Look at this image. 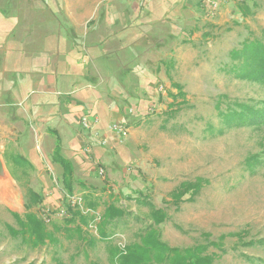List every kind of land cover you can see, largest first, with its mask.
I'll return each mask as SVG.
<instances>
[{
  "label": "rangeland",
  "instance_id": "374dc122",
  "mask_svg": "<svg viewBox=\"0 0 264 264\" xmlns=\"http://www.w3.org/2000/svg\"><path fill=\"white\" fill-rule=\"evenodd\" d=\"M93 1L86 0L84 12ZM123 1L128 0L111 2ZM64 2L0 0V123L8 125L16 116L21 120L19 126L25 125L18 141L10 140L11 133L0 130V153L5 158L0 157L6 159L17 179L15 182L11 178L4 162L9 181L0 182V264H56L57 260L65 264H114L109 260V243L123 248L138 241L153 222V207L167 213V219L157 228L168 245H209L205 253L217 255L213 264H264V162L254 171L245 162L250 155L264 151V127H233L214 135L207 130L209 125L215 129L222 125L218 99L223 102L221 108L235 101L253 104L264 100L263 85L227 71L234 62L230 52L245 38H264V0H227L216 7L211 0H202L204 5H196L193 13H173L172 19L184 29L175 30L177 36L168 40L164 34L169 30L157 27L162 33L155 40L169 46L163 50L164 46L158 45L152 53H146L152 58L151 66L139 71L138 84L134 85L118 84L122 75L132 74L133 69L126 73L98 70L87 54L86 46L91 43L88 33L100 27L110 1L94 7L100 16L94 23L78 26L61 8ZM242 6L251 12L245 16ZM73 39L76 50L71 48ZM38 44L60 50L59 67L53 70L60 81L59 95L54 94L52 100L61 98L63 102L61 108L47 109L53 110L55 121L61 120V112L66 119L63 126L69 132L62 134L61 155L84 164L82 170L76 169L71 192L63 184L61 170H55L59 165L51 158L56 135L41 138L27 123V113L44 97L33 72L41 75L45 70H33L35 62L26 55ZM107 72H114L115 77L104 82L101 74L108 76ZM174 83L182 86L184 96L177 94ZM106 91L112 97L109 102ZM119 92L123 97L118 99ZM174 99L185 102L171 108ZM113 112H120L122 120ZM95 114L99 124L85 128L82 118ZM114 123L124 124L127 134L114 135L110 129ZM98 156L102 162L96 165ZM261 156L264 159V154ZM92 169L98 174L85 181ZM104 177L115 186L113 194L127 210L108 226V240L99 229L106 206L103 200L109 199V193L103 190L107 188ZM197 177L208 181L194 200H185L176 209L171 191L180 182ZM28 188L42 198L30 209L24 203ZM86 189L103 193L88 195L102 205L92 209L83 199V208H71L92 218L83 226L80 219L78 225L68 224L72 213L66 206L73 198L84 196ZM12 199L16 206L10 208L6 202ZM28 213L43 220L47 234L43 243L35 242V234L26 231L28 227L22 229L20 219L30 227ZM97 215L100 217L96 220ZM92 223L95 225L90 226ZM240 230L245 231L242 239L229 234ZM249 240L255 243H244Z\"/></svg>",
  "mask_w": 264,
  "mask_h": 264
},
{
  "label": "crops",
  "instance_id": "0c3cea01",
  "mask_svg": "<svg viewBox=\"0 0 264 264\" xmlns=\"http://www.w3.org/2000/svg\"><path fill=\"white\" fill-rule=\"evenodd\" d=\"M64 1L65 2L62 3L63 6L61 8L64 9V13L67 14L68 19L77 26L82 25L88 21L89 25L91 23H94L95 19H98V17L100 18V16H98V13H95L94 7L104 1H110V8L106 11V14L101 17L102 20L100 21V27L95 28L92 32L88 33L90 35L91 43L89 47H86L90 62L95 65L98 70H124V72L126 73L128 72L126 70L133 69L132 74H129L128 72L127 75H122L121 80L118 81L119 85H122L124 82H129L133 85L136 83L138 84L137 77L139 78L140 76L139 71H144V69H147L151 66L152 58L145 56L146 53H152L154 51L153 49L158 45L161 47L164 46V48H162L163 50L169 46L168 42L163 45L161 44V42L159 43L155 40V37L162 33V30H159V28H157L158 26L161 25L165 29L169 30V33L164 34V36L166 35L168 40L170 38L174 39L177 36L174 31L177 29H184V26L179 24V21L177 19H172V14H178L181 12L193 13L195 11L196 5H204V2H201L202 0H128L126 2H120L119 4L118 2L112 4V0H94L91 7H89L87 11L84 12V3L86 2V0ZM64 13H61L62 17L64 16ZM57 19L59 20V17H57ZM75 40L76 39L72 40L71 48L76 50L77 43ZM34 46L35 47H30V51L26 52V55H28L29 60H33L35 62L33 70H45L41 75L33 72L36 77L34 82L40 86L41 94H43L44 97L38 99L37 103L33 105V110L27 113L28 122L27 120L25 122L23 119L22 120L24 124L26 122L29 123L30 128H33L34 130L39 132L41 138L42 135L48 136L49 134L53 133L56 135L57 144L54 148H52V151L50 153L52 161L60 166L59 167L56 165L55 170L57 172L61 170L60 174L62 178L64 167L62 163L57 159V156H59L60 154L62 158H65L70 162L73 170L74 181V174H76V169L79 168L82 170L84 164L81 161H76L70 157L68 158L64 156V154L61 155V149L64 148L62 146V142L64 139L62 134H66L69 131H67V129H65L66 127L63 126V121L66 120L65 118H63V112H61L60 115L61 120L55 121V114L52 110L53 108H56L57 105L61 108L63 102L61 98H59L58 102H54L52 100V98H55L53 97L55 96L54 94L59 95V91H57V89L59 88L58 86L60 85V81L57 77H54L53 70H56L59 67L58 61H60V50L58 47L56 50L55 46H51L50 48L44 47L43 45L42 47H39L40 44ZM146 47L147 50L145 49ZM159 51L161 50L159 49L158 52ZM68 67L71 68L70 65H68ZM107 74L108 76L104 73L101 74L104 82H109L111 77H115L114 72H107ZM106 93L109 94L108 91H106ZM119 94L121 96H119L118 99L123 97L121 92H119ZM110 96L111 95L109 94V96L107 97V102L111 101L112 97ZM136 96L137 94L133 96L132 100H134ZM47 106L52 107V109H47ZM44 109L47 111H45ZM113 115L115 116V118H119L120 120H122L123 115L120 112H113ZM95 118L98 119L97 122H93ZM90 120L92 121V124L94 126L99 124L100 122V118L97 114H95V116L93 117H90ZM20 123L21 120L14 116L10 121V124H5L2 126L0 123V130H2V132L4 133L6 131L11 133L12 137L10 136V140L14 139L15 141H18L25 130V125L23 127L19 126ZM59 127L64 128L62 130ZM87 140L90 141V136L89 138L87 137ZM0 156L2 157L1 153ZM4 162L6 165V159L4 160ZM101 162L102 159H100V157L98 156L95 160V164L98 165ZM6 168L8 169L7 165ZM97 174V171L95 169H92L89 171V178L85 177L84 179L85 181L86 179L92 180L93 177H95ZM10 176L15 182L17 181V179H15L11 173ZM106 179L107 178H105L106 183H103V185L104 187L106 185L107 188H102L103 190L105 189L107 193H109L108 197L112 200L110 201L108 199L109 201L107 200V202L104 199L103 201L105 203L103 205L105 206L106 204L107 206L112 203L117 206L123 207L117 201L118 196L113 194L116 193L115 186ZM74 185L75 184L73 183V186ZM93 191H95V189L89 192L86 189L83 191V193L90 196L91 194H93L95 197L103 194ZM115 198L116 201H114ZM120 202L122 203L123 201ZM6 203L10 208L16 206V202H14L13 199ZM102 203L103 202H100L99 206H101Z\"/></svg>",
  "mask_w": 264,
  "mask_h": 264
},
{
  "label": "trees",
  "instance_id": "16d2710c",
  "mask_svg": "<svg viewBox=\"0 0 264 264\" xmlns=\"http://www.w3.org/2000/svg\"><path fill=\"white\" fill-rule=\"evenodd\" d=\"M242 7L241 9L243 10L245 16L251 12V10H249L246 6ZM230 56L234 62L227 71L231 72L237 78L264 86V38L257 36L245 38L240 43V47H236L230 52ZM174 84L178 86L177 94L184 96L185 94L182 90V86L177 83ZM169 94H171V92ZM171 95L175 98L177 96L176 94ZM224 97L225 96H223V98ZM220 99H218L216 107L218 114L221 117L222 125L218 127V129L209 125L207 130L211 135H214L215 133L223 134L226 129L233 127H264V100L253 104L235 101L234 103L225 104V108H221L223 102L219 101ZM184 102L185 99L178 102L174 99L169 106L172 108L176 104L181 105ZM262 154H264V151L260 154H252L246 158V166L251 171H254L256 167L264 162V159L261 156ZM57 159L64 167L62 175L63 184L67 190L71 192L73 187L72 166L70 165V162L67 159L62 158L60 154L57 156ZM207 181L208 180L206 178L197 177L195 180H184L180 182L179 185L170 193L171 201L176 205V209L179 208V204L181 202L185 200H194L202 189L203 184ZM186 195L189 196L185 198ZM26 198L25 208L27 209H30L33 206H38L42 201L40 194L32 188H28ZM83 198L92 207V209H96L98 207L99 203L96 199L92 200L85 194ZM66 207H70L68 210L69 213H72L71 217L67 220L68 224H77V219H80V224H82L80 226H83L88 223L90 218H92V216L82 214L83 211L74 210V212L71 208V204ZM126 213L127 210L124 207L117 206L112 203L106 206L104 213L102 214L101 226L99 227L101 236L104 239L108 240L110 238L108 226L116 219L123 217ZM150 216L152 217L153 222L149 224L143 233H141L138 241L125 245L123 248L109 243L110 262L114 264H213L217 255L215 253H205L208 250L209 245L177 247L170 246L163 241L161 232L157 228L167 219V213L163 208L153 207L152 210H150ZM27 217L30 222V227L25 221L20 219L19 223L21 224L22 229L24 230L28 227L26 231L31 230V234H35V242L37 244L43 243L44 238L47 236L43 220L31 213H28ZM77 227L79 228V226ZM178 228L181 229L179 226ZM80 232L83 231L80 230ZM13 233L16 234L17 232L13 230ZM229 234L236 235L238 239H242L245 231L240 230ZM222 237L225 236L222 235ZM244 243L251 245L255 242L253 240H249ZM211 244L217 245L216 242H211ZM56 264L65 263L62 260H57Z\"/></svg>",
  "mask_w": 264,
  "mask_h": 264
},
{
  "label": "built area",
  "instance_id": "2783aa9c",
  "mask_svg": "<svg viewBox=\"0 0 264 264\" xmlns=\"http://www.w3.org/2000/svg\"><path fill=\"white\" fill-rule=\"evenodd\" d=\"M227 0H211V3L214 7H216L219 3L221 2H225ZM98 119L95 118L93 120V122H97ZM92 121L90 120V118L88 117H83L82 118V124L85 128H90L93 124H91ZM110 129L112 130V132L114 133V135H117V136H124L127 134V127L122 124V123H114L113 125H111ZM106 140H104V143H105ZM100 173L101 175L104 174V171L103 169L100 170ZM83 195H80V196H77L76 198H73L72 201H71V206L72 207H75L76 205H80L81 208H83ZM62 214L65 213V210H61L60 211ZM100 217V216H99ZM98 215L95 217L96 220L97 218H99ZM95 220V219H94ZM95 224H90V226H94Z\"/></svg>",
  "mask_w": 264,
  "mask_h": 264
},
{
  "label": "water",
  "instance_id": "95a60500",
  "mask_svg": "<svg viewBox=\"0 0 264 264\" xmlns=\"http://www.w3.org/2000/svg\"><path fill=\"white\" fill-rule=\"evenodd\" d=\"M8 182V176L6 173V169H5V165H4V161L2 160V158L0 157V182Z\"/></svg>",
  "mask_w": 264,
  "mask_h": 264
}]
</instances>
